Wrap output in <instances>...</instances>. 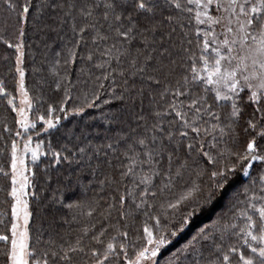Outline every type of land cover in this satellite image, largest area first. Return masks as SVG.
Here are the masks:
<instances>
[{
  "label": "snow or ice",
  "instance_id": "6c2138e0",
  "mask_svg": "<svg viewBox=\"0 0 264 264\" xmlns=\"http://www.w3.org/2000/svg\"><path fill=\"white\" fill-rule=\"evenodd\" d=\"M0 7L14 19V40L0 34V42L15 51L18 94L0 79L16 124L3 125L10 139L0 148L8 151L0 175L11 198L0 213V223L8 218L0 232L5 264H159L162 249L238 175L247 180L227 211L164 264H264V0H2ZM42 21L44 62L61 94L43 112L23 66L28 30L35 34ZM101 105L109 111L99 143L71 129L59 149L39 139ZM49 155L45 171L75 165L83 193H105L53 194V205L68 212L60 221L77 228L59 226V209L47 227H30L29 197H39L29 159L39 167ZM186 173L208 182L192 180L167 199Z\"/></svg>",
  "mask_w": 264,
  "mask_h": 264
},
{
  "label": "trees",
  "instance_id": "16d2710c",
  "mask_svg": "<svg viewBox=\"0 0 264 264\" xmlns=\"http://www.w3.org/2000/svg\"><path fill=\"white\" fill-rule=\"evenodd\" d=\"M39 2V0H35ZM2 3V0H0ZM42 21L37 25V31L33 33V29L29 28L28 36L26 37V56L24 67L26 69L25 82L30 90L32 96L37 94L42 95L44 98V104L39 107L41 112L46 108L47 103H55L61 98V94L56 93L52 89L51 77L47 71V64L45 61V52L43 48V42L41 41V36L44 32L39 31L43 27ZM14 19L7 14L2 7H0V34H2L6 39L14 40L15 31H14ZM47 31V30H44ZM51 42V37L54 35L48 33ZM39 42V43H37ZM56 48V45L53 44V49ZM33 54L35 59H33ZM52 56L51 51H47V58L50 59ZM7 57V59H5ZM15 65V51L14 49L8 48L5 44L0 42V79L5 81V86L8 91L13 95L16 94V82L17 74L14 72ZM36 66L41 69L39 73H33L32 68ZM99 75V72H96ZM75 79V75L73 76ZM81 79H87L86 76H81ZM41 81H44L42 83ZM119 80L117 83L119 84ZM80 87H87V85H78ZM74 94H78L75 92ZM107 98V97H104ZM99 103V102H98ZM147 103V102H146ZM119 107V102L113 101L111 108L115 110ZM109 111V106L101 105L100 108H86L85 111L79 115L69 116L67 120H62V127L58 132H54L52 135L41 134L39 139L45 142L47 145L48 141L51 140L53 147L59 149L60 145L68 143L66 136L64 135L68 129L74 131L79 135L82 131L89 133V139L93 143H99L103 139V133L107 125L105 124L102 113H107ZM34 118V117H33ZM7 123L9 127L15 129V113L11 110V107L7 103L6 97H0V148H4V142L9 140L7 133L3 131V125ZM115 127V126H113ZM99 133V135H97ZM243 138V137H242ZM36 137L34 138V140ZM74 142V140H73ZM49 157H41V160L44 163H40L39 167L33 166L29 161V167L36 172V177L34 183L36 185L35 191L39 199H34L30 197V210L33 213V217L30 220V227L35 231V229L41 225L44 227L48 226V222L53 219L54 209H59L55 211V218L58 221L60 227L65 229L77 228L78 225H63V222L60 221L61 216H68L66 209H60L59 205H53L52 197L53 194H58L61 190L64 192L65 199L69 197L72 199H86L92 197H98L99 195H105V193H98L89 189L86 193H83L80 187L76 184L75 165L68 167L67 165H55L53 164L51 168L45 171V164L48 163ZM0 166L8 168V151L5 149L0 153ZM51 176V180H48L47 177ZM71 176V186L69 188V180L65 177ZM82 179L84 183H87V180L91 177L89 176L87 170L82 174ZM199 179L201 183H207L208 177L204 175L197 178L195 174H185L183 180L177 181L176 187L173 189L172 193L166 195L167 199H171L173 195L179 194V192L184 188L185 184H190L192 180ZM247 178H242L238 175L228 186V188L222 193L214 203L209 207L199 213L197 216L193 217L190 224L184 229L183 232H180L177 237L172 239L170 247H168L158 259L159 264H164V260L169 259L173 256L174 253H177L182 249L189 241L192 240L194 236L199 232V230L205 226H209L215 221L218 215L227 211L229 197L233 190L238 188L242 183H245ZM10 187V181L7 177L0 175V213L9 211V205L11 203V198L7 195V190ZM70 218V217H69ZM3 223H0V232H7L8 218H2ZM137 219V226L140 224V220ZM162 223L164 220L162 218ZM99 227V224H97ZM131 234V233H130ZM4 246L0 243V264H5V257L3 255Z\"/></svg>",
  "mask_w": 264,
  "mask_h": 264
},
{
  "label": "rangeland",
  "instance_id": "374dc122",
  "mask_svg": "<svg viewBox=\"0 0 264 264\" xmlns=\"http://www.w3.org/2000/svg\"><path fill=\"white\" fill-rule=\"evenodd\" d=\"M16 94H17V92H16ZM18 95V94H17ZM17 104L19 103V99H17ZM35 138V137H34ZM29 161H30V159H29ZM29 200H30V197H29ZM177 237V236H176ZM169 245H171V243L169 244ZM166 246L164 249H162V251H161V253L159 254V256H158V258L161 256V254L168 248V247H170V246Z\"/></svg>",
  "mask_w": 264,
  "mask_h": 264
}]
</instances>
